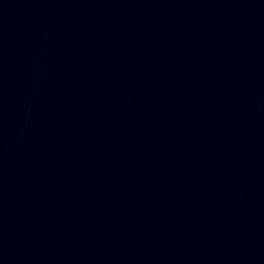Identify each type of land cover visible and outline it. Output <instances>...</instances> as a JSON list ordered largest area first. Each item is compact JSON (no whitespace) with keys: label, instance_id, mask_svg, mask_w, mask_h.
<instances>
[{"label":"water","instance_id":"water-1","mask_svg":"<svg viewBox=\"0 0 264 264\" xmlns=\"http://www.w3.org/2000/svg\"><path fill=\"white\" fill-rule=\"evenodd\" d=\"M259 0H0V264H169Z\"/></svg>","mask_w":264,"mask_h":264}]
</instances>
